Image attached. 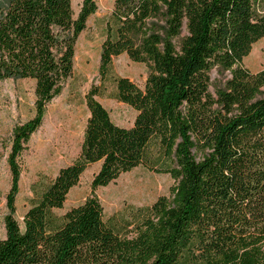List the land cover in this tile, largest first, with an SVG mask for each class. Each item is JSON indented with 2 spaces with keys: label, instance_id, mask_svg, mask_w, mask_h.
<instances>
[{
  "label": "trees",
  "instance_id": "16d2710c",
  "mask_svg": "<svg viewBox=\"0 0 264 264\" xmlns=\"http://www.w3.org/2000/svg\"><path fill=\"white\" fill-rule=\"evenodd\" d=\"M71 2L8 0L0 10V82L31 80L35 95L33 118L12 130L0 264H264V68L242 65L264 38V0H113L79 155L33 190L18 225L17 158L97 10L82 0L74 14ZM121 55L148 69L142 89L112 78L113 99L136 114L130 128L96 100ZM96 163L92 191L143 166L170 176V197L106 222L94 196L56 216Z\"/></svg>",
  "mask_w": 264,
  "mask_h": 264
},
{
  "label": "rangeland",
  "instance_id": "374dc122",
  "mask_svg": "<svg viewBox=\"0 0 264 264\" xmlns=\"http://www.w3.org/2000/svg\"><path fill=\"white\" fill-rule=\"evenodd\" d=\"M8 0H0L2 10ZM82 0H72L76 14ZM96 13L86 22V29L78 36L71 77L61 93L46 107L40 127L32 134L17 158L20 167L18 193L15 198L14 218L22 227V217L33 198V190L45 188L55 178L59 169L71 164L79 155L83 132L89 117L85 95L92 86H100L98 76L100 45L103 40L105 20L113 9V0H95ZM242 65L252 73L264 68V38L255 42ZM111 79L103 84L96 100L108 111L111 121L120 127L132 126L135 112L113 99L112 78H126L142 89L148 69L143 64L132 63L125 55L113 59ZM211 79H218L211 74ZM34 82L7 79L0 82V240L5 237L3 219L7 215L6 195L11 177L7 165L12 130L34 116ZM99 163L90 165L80 176L78 184L65 198L58 217L81 205L87 198H97L102 208L103 221L116 214L127 215L131 210L148 207L159 197H170L174 186L168 174L156 173L138 166L120 175L106 187L91 190V181L98 172Z\"/></svg>",
  "mask_w": 264,
  "mask_h": 264
}]
</instances>
